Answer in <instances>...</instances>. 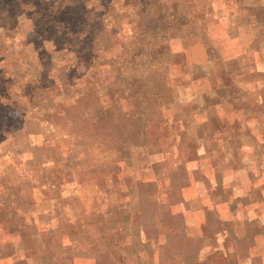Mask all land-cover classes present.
<instances>
[{"label": "rangeland", "instance_id": "374dc122", "mask_svg": "<svg viewBox=\"0 0 264 264\" xmlns=\"http://www.w3.org/2000/svg\"><path fill=\"white\" fill-rule=\"evenodd\" d=\"M146 4L0 0V264H264V0Z\"/></svg>", "mask_w": 264, "mask_h": 264}, {"label": "trees", "instance_id": "16d2710c", "mask_svg": "<svg viewBox=\"0 0 264 264\" xmlns=\"http://www.w3.org/2000/svg\"><path fill=\"white\" fill-rule=\"evenodd\" d=\"M140 1H144V2H145V5H147L146 2H150V1H160V0H140ZM150 4H151V3H150ZM159 8L161 9V6H159ZM52 9L54 10V9H55V6L52 7ZM58 9H60V8H58ZM58 9L56 10L57 12L59 11ZM35 10H36V9H35ZM56 11H55V12H56ZM55 12H52L51 14L48 15V17L50 18V20L53 21V22H54V20L56 19V18L54 17V13H55ZM160 16H162V15H159V16H157V17H160ZM157 17H156V18H157ZM149 18H150V19H149L148 22L152 23L153 25L158 24V23L156 22V20H155L154 17H153V18H152V17H149ZM144 20L147 21L148 18H145ZM55 21H56V20H55ZM60 25H64V24L61 22ZM64 27H68V26H64Z\"/></svg>", "mask_w": 264, "mask_h": 264}, {"label": "crops", "instance_id": "0c3cea01", "mask_svg": "<svg viewBox=\"0 0 264 264\" xmlns=\"http://www.w3.org/2000/svg\"><path fill=\"white\" fill-rule=\"evenodd\" d=\"M260 207H262V206H260ZM261 211H262V213H263V210L261 209Z\"/></svg>", "mask_w": 264, "mask_h": 264}]
</instances>
